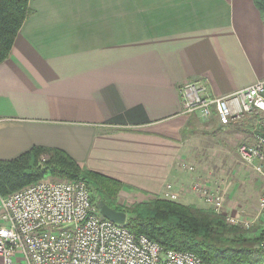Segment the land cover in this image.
<instances>
[{"label": "crops", "instance_id": "crops-1", "mask_svg": "<svg viewBox=\"0 0 264 264\" xmlns=\"http://www.w3.org/2000/svg\"><path fill=\"white\" fill-rule=\"evenodd\" d=\"M253 1L29 0L0 63V161L58 149L124 197L147 202L170 183L178 203L204 205L182 169L195 116L178 88L200 81L223 97L264 80Z\"/></svg>", "mask_w": 264, "mask_h": 264}, {"label": "built area", "instance_id": "built-area-1", "mask_svg": "<svg viewBox=\"0 0 264 264\" xmlns=\"http://www.w3.org/2000/svg\"><path fill=\"white\" fill-rule=\"evenodd\" d=\"M206 90L200 81L181 85L182 114L213 120L221 128L235 127L247 114L256 115L250 141L238 146L237 155L245 166L261 173L264 80L223 97L207 96ZM189 191L222 214L227 225L249 227L247 219L224 213L222 192L212 182L198 177ZM161 198L177 202L180 191L168 183ZM260 204L264 209V187ZM259 248L264 253V240ZM0 259L4 264H202L194 253L164 250L144 235H133L126 223L103 218L83 181L48 178L0 195Z\"/></svg>", "mask_w": 264, "mask_h": 264}, {"label": "trees", "instance_id": "trees-1", "mask_svg": "<svg viewBox=\"0 0 264 264\" xmlns=\"http://www.w3.org/2000/svg\"><path fill=\"white\" fill-rule=\"evenodd\" d=\"M28 2L0 0V63L8 58L21 25L31 13ZM253 2L264 19V0ZM190 125L189 121L187 127ZM182 135H188L187 130ZM46 174L83 181L97 195V203L102 201L109 208L128 215L126 227L133 235H144L164 250L194 253L202 264H258L264 261V253L259 248L264 233L245 238L240 228L227 225L225 218L212 210L163 198L122 209L115 203L122 184L81 169L58 149L33 147L11 161H0V195L14 193Z\"/></svg>", "mask_w": 264, "mask_h": 264}, {"label": "rangeland", "instance_id": "rangeland-1", "mask_svg": "<svg viewBox=\"0 0 264 264\" xmlns=\"http://www.w3.org/2000/svg\"><path fill=\"white\" fill-rule=\"evenodd\" d=\"M258 119L254 114H247L235 127H228L229 129L221 131L215 129V121H205L195 116L190 119L191 125L187 129L188 135H182V141L186 145L187 152L182 162V169L187 174L189 173L194 180L199 177L218 187L224 198V213L249 221L248 228L238 227L242 230L245 238H255L264 233V209L260 204L264 187V165L262 172L258 173L245 166L237 155L238 146L250 141ZM190 167L193 169L192 172L188 171ZM47 178L71 180L46 174L39 181ZM89 192L91 200L96 204L97 195L92 189H89ZM123 195L120 190L115 199L116 205L122 209H127L137 203H144L137 198L133 199ZM155 198H161V196ZM200 202L203 204L201 200ZM198 208L210 210L205 205H199ZM218 215L223 216L222 214ZM126 217H128L127 214ZM258 264H264V261H260Z\"/></svg>", "mask_w": 264, "mask_h": 264}, {"label": "water", "instance_id": "water-1", "mask_svg": "<svg viewBox=\"0 0 264 264\" xmlns=\"http://www.w3.org/2000/svg\"><path fill=\"white\" fill-rule=\"evenodd\" d=\"M97 208L99 211V214L114 223L117 224H124L126 223V214L124 212H119L114 209L109 208L107 205H105L102 201L97 203Z\"/></svg>", "mask_w": 264, "mask_h": 264}]
</instances>
